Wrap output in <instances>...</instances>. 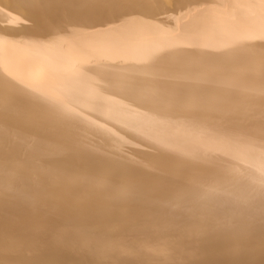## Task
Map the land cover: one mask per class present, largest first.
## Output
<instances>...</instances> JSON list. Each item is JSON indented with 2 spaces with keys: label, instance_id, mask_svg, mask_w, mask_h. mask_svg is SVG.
Wrapping results in <instances>:
<instances>
[{
  "label": "bare ground",
  "instance_id": "bare-ground-1",
  "mask_svg": "<svg viewBox=\"0 0 264 264\" xmlns=\"http://www.w3.org/2000/svg\"><path fill=\"white\" fill-rule=\"evenodd\" d=\"M0 264H264V0H0Z\"/></svg>",
  "mask_w": 264,
  "mask_h": 264
}]
</instances>
